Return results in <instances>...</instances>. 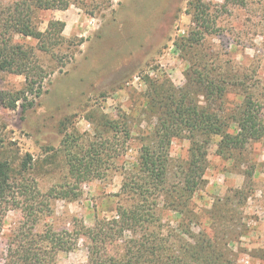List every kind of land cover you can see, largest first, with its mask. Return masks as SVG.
<instances>
[{
	"label": "rangeland",
	"instance_id": "obj_1",
	"mask_svg": "<svg viewBox=\"0 0 264 264\" xmlns=\"http://www.w3.org/2000/svg\"><path fill=\"white\" fill-rule=\"evenodd\" d=\"M68 1L67 8L39 10L34 15L42 31L52 19L65 21V41L60 47L44 52L36 39L15 37L18 43L33 47L38 62L50 74L33 107L9 109L0 103V148L18 170L15 179L21 176L23 159L31 155L24 174L44 193L70 178L64 139L74 144L73 151H78L77 144L106 139L117 151L105 144L99 173L80 185L77 197L51 199L49 211L39 216L33 230L39 234L48 227L75 234L82 226L95 227L117 214L124 172L138 159L160 120L159 100L173 89H193L192 72L199 59L219 71L226 68L248 76L254 82V96L264 103V0L244 4L203 0L211 7L218 31L190 48L184 42L193 28L189 0ZM25 83L23 75H0V90H22ZM154 86L159 93L152 91ZM198 98L205 103L202 95ZM228 100L230 107L236 106L241 92L231 90ZM125 128L129 136L121 132ZM190 147L187 136L173 139V166L188 159ZM217 150L218 138L208 146L204 183L188 202L173 209L168 197L162 198L165 232L175 228L170 241L177 246L180 238L190 239L189 229L206 233L218 244L217 253L232 264H264V138L243 153L223 156ZM249 164L256 168L250 179L244 173ZM177 176L175 167L171 181ZM240 191L247 194L246 199ZM25 221L21 208L9 209L0 233V252L5 253L6 242L14 239ZM140 233L127 231L108 249L109 254L121 259L126 244ZM88 257L89 240L83 235L74 248L59 251L56 262L87 264Z\"/></svg>",
	"mask_w": 264,
	"mask_h": 264
},
{
	"label": "trees",
	"instance_id": "obj_2",
	"mask_svg": "<svg viewBox=\"0 0 264 264\" xmlns=\"http://www.w3.org/2000/svg\"><path fill=\"white\" fill-rule=\"evenodd\" d=\"M235 1L245 3V0ZM69 4L68 0H0V75L13 73L26 79L22 90H0V103L4 107L15 109L21 105L25 110L33 107L50 74L38 62L33 47L18 43L15 37L36 39L41 51H54L65 41V21L52 19L42 31L34 15L39 10L64 9ZM188 5L193 28L184 42L190 48L200 45L218 28L209 4L203 0H189ZM228 70L219 71L217 66L199 59L192 72L193 89L186 86L162 96L160 120L150 132L149 141L142 145L138 159L124 172L117 194V214L98 221L95 227L82 226L75 234L52 227L40 234L33 230L39 216L49 211L51 199L75 198L80 185L96 177L104 161L102 149L105 144L110 145V141L95 140L85 146L77 144L78 151H73L74 144L64 139L70 178L46 193L34 179L24 174L32 162L30 154L21 163V176L15 179L18 170L13 167L7 151L0 148V233L10 208H21L26 220L14 239L6 242L5 253L0 252V264H57V253L74 248L83 235L89 240L87 264H232L224 254L217 253L218 244L206 233L195 234L189 229L188 237L192 241L180 238V246L174 245L170 240L175 228L166 233L160 214L163 197H168V205L177 209L203 185L204 161L214 139L218 138V154L225 156L243 153L264 138V103L252 92L254 82H250L248 76ZM160 88L163 89V84ZM154 89L155 94L159 93L156 86ZM231 90L241 92L240 102L233 107L228 100ZM199 95L204 97V104ZM233 126L236 127L234 131L231 130ZM113 128L120 132L118 125ZM121 132L130 135L126 128ZM183 135L191 141L189 157L183 164L173 166L170 146L175 137ZM108 149L117 151L112 145ZM175 167L178 180L171 181ZM255 169L252 164L245 168L248 179L255 174ZM239 193L243 199L247 198L244 191ZM130 230L141 233L129 240L121 259L110 255L108 249ZM261 252L264 254V250Z\"/></svg>",
	"mask_w": 264,
	"mask_h": 264
}]
</instances>
